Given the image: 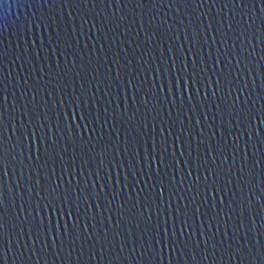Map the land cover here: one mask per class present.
I'll return each mask as SVG.
<instances>
[{
	"label": "snow or ice",
	"instance_id": "1",
	"mask_svg": "<svg viewBox=\"0 0 264 264\" xmlns=\"http://www.w3.org/2000/svg\"><path fill=\"white\" fill-rule=\"evenodd\" d=\"M215 2L212 0L213 4ZM220 2L223 8L231 5L233 16L238 14L246 19L243 22L236 19L234 27L233 16H230L225 28L223 17H212L205 26L204 21L209 18L202 14L204 18L199 24L193 20L190 25H184L183 40L179 30L173 35L171 23L162 20L159 25H145L141 15L140 31L147 35L151 30L153 36L159 31L161 37H168L171 46L167 55L161 53L163 68L160 64L155 68L140 66L145 76L144 84L139 86L136 81L140 78V71L133 67V61L129 59L122 66L118 55L113 57L105 51L103 41L109 39V31H114L108 25L127 29L128 26L123 24L127 15L125 12L120 15V12L128 9L130 4L134 5L130 13L134 24L136 9H142L146 3L153 6L159 3L161 7L167 5L169 9L180 6L177 8L179 12L181 7L187 9L193 4L203 9L209 0H15L16 5L26 4L29 8L35 5L40 10L38 15L33 12L26 18L27 29L30 30L34 23L44 28L40 36L42 44L44 36H47V44L43 46L48 61L47 71L41 68V75L33 76L35 83L31 84L28 79L31 73L24 77L22 83L19 73L16 75L18 78H13L10 71L5 75V61L12 64L20 62L23 70L25 64L32 65L33 50L39 59L40 49L36 48L34 39L32 47H29L26 39L22 51H10L3 38L4 16H0V264H8L10 250L19 264H32L34 255L37 256L35 264H39L41 257L45 260L49 254L59 259L60 253L67 250L65 264H69L77 243L80 251L75 264H92L97 258V245L100 246L99 259L107 260V264H130L137 248L140 249L138 264H164L166 253L169 264H173L174 259L176 264L181 260L188 264L189 256L191 264H208L209 260L216 264L217 251L221 259L227 255L230 262L236 259L241 264H253V258H258L260 264H264V241L257 239L255 244L252 241L257 216L260 228L264 229V167L260 168L259 180L256 178L257 165H264V103L256 108L258 100L264 101V64L260 61L253 64L256 52L253 41L264 44V0ZM113 6L117 11L109 15ZM69 8L73 10L68 11L65 18ZM257 19L260 21L258 33L254 31ZM214 23L219 27L214 29ZM205 29H213L218 34L220 45L215 46L217 35L212 36L213 44L209 46L207 60L204 59V44L211 33ZM20 30L25 31L24 23ZM202 36L204 43H201ZM229 39L239 41L242 47L229 46ZM90 41L91 51L86 52ZM97 41L101 42L99 51L105 54L97 56L93 63ZM185 41L188 43L186 50ZM85 54L88 55L87 62ZM261 60H264V55ZM54 68L59 71L54 72ZM153 71L162 73L160 83L153 80L146 89V74ZM257 78L260 80L259 91L256 90ZM13 79L21 84V98L32 92L31 101L25 100L22 108L13 103V111L20 112L18 125L8 107L9 83ZM41 79L50 87L47 95L59 97L58 102L53 100L51 106L48 99L38 96V92L44 91ZM25 85L28 91L24 90ZM101 85L107 90L105 96L110 95L108 90L115 86L116 99L123 93L125 104L130 93L131 114L127 107L120 112L119 105L110 111V101H103L102 107V99L96 95ZM70 86L71 92L68 91ZM165 89L167 93L161 97ZM201 96L203 99H198ZM210 97L215 99L210 102ZM164 102L168 104V119H157ZM209 103L215 108L211 124L207 123L211 110V107H206ZM153 111H156V116L152 115ZM173 112L176 113L175 119L172 118ZM185 115L189 124L193 115L198 117L196 125L200 127H185ZM149 117L153 133L151 143L145 131L149 127ZM256 120L260 121L259 125L255 124ZM205 123L212 129L207 136ZM117 125L125 129L123 145ZM10 127L12 134L8 135ZM41 130H44L43 135H39ZM233 134L235 138L230 144L229 137ZM157 136L161 141L159 152ZM173 136L175 139L169 145ZM254 136L261 138L254 143ZM69 143L72 145L71 157L68 156ZM194 144L195 158L192 156ZM181 147L180 156L187 153V158L178 161L176 151ZM229 152L232 154L231 163ZM256 153L260 154L259 159H252ZM237 159L239 167L233 172ZM57 163L61 165L59 176H56ZM177 163H183L184 167L177 170ZM17 167L18 175L15 172ZM10 168L16 177L15 186L6 184ZM181 173L185 174L178 181L177 176ZM190 177L195 178L189 181ZM141 184L144 187H139ZM106 188L111 190V198ZM129 188L131 192L127 191ZM92 201H95V210ZM165 203L167 207H164ZM81 205L85 206L83 210ZM257 207L260 211L253 213ZM201 208H204L203 212ZM113 214L118 217L115 224L112 223ZM198 215L205 218L199 228L195 226ZM73 218L75 223H70ZM222 220L224 233L218 240L219 228L212 231L211 226L213 223L221 225ZM230 221H235L230 225L233 236H229ZM100 224H105L102 234L98 228ZM241 231L244 233L243 243L238 238ZM13 237L17 241L26 237L18 254L11 247ZM49 241L52 253H49ZM117 241L119 249L113 254ZM129 242L133 247L125 255ZM37 244L42 245L39 251ZM85 247L89 251L87 260L84 259ZM25 250L28 251L27 257ZM177 252L178 256L175 255Z\"/></svg>",
	"mask_w": 264,
	"mask_h": 264
},
{
	"label": "water",
	"instance_id": "2",
	"mask_svg": "<svg viewBox=\"0 0 264 264\" xmlns=\"http://www.w3.org/2000/svg\"><path fill=\"white\" fill-rule=\"evenodd\" d=\"M91 7V6H89ZM100 7H103V5H101ZM121 9H123V5L120 6ZM134 5H128V9H124V11L120 12V15H127V19L123 22V24H126L128 27L127 29H115L114 25H108V27H112L114 29V31H109L108 32V40L103 41L104 44V49L106 52H108L109 55L115 57L118 55L119 60H120V64L123 66L126 64L127 60L131 59L133 61V67H136L137 71H140V78L136 81V83L139 85H143L144 84V79L143 77L145 76V73L140 70V66L141 65H151L152 68H155L157 65L160 64L161 68H163V56L161 55V53H163L164 55L168 54V49L171 46L169 43V39L168 37H161L160 32L157 31L156 35L153 36L152 31L149 30V32L147 33V35H145L144 32L140 31V24H141V15H143V23L145 25L151 23L153 25H159L161 23V21H165L166 23H171L173 26V35L176 34L177 30H179V36L180 39L183 40L184 38V25H190L192 23L193 20H195L197 22V24H199L200 20L204 18V16L202 14L207 15V17L209 18V20L204 21L205 26L207 25V23L211 20L212 17H223L224 22H225V28L227 27V22H228V17L233 16V11L230 10L231 9V5H229V8H223V4L220 2V0H216V2L213 4L212 0H209L208 4H205L203 9H198L197 6L195 4L189 6V8L184 9V8H180L179 12L177 11V8L180 6H176L173 7L172 9H169L167 5H165L164 7H161V5L159 3H157L155 6L146 3L142 9H136V13H135V23H132L133 20V15L130 14L131 10L133 9ZM72 8L66 9L65 12V18H67V12L68 11H72ZM194 10V12H193ZM39 9L33 5L32 8H29L26 4H17L15 3V0H3V3L0 4V16H4V21H3V25L5 28L4 31V41L5 44L9 47L10 51L15 50L16 52H20L23 50L24 46H25V40L27 39V44L29 47H32V42L33 39L35 40V45L36 48L40 49V57L37 60L36 56H35V50H33V63L32 65H28L25 64L23 66V70L21 68V63L17 62L16 64H12L10 62L5 61V75H7V73L10 71L12 73L13 78L16 77V75L19 73L20 74V78H21V83L24 79L25 76L28 75V73H31V76H28L29 79V83H35V81L32 79L33 76H40V69L44 68L45 71H47V63L48 61L45 59V53L43 52V46L47 44V36H44V41L42 44V41L40 39L41 33H43L45 30L42 27H37L35 25V23L33 24L32 28L29 30L27 29V24H26V18L27 17H31L33 12H36L37 15L39 14ZM117 11L116 7L113 6V8L111 10H109V15H111V12ZM57 12H59V10H57ZM129 12V13H128ZM185 12H188L189 14H185ZM5 13H7V15H5ZM257 16H259V12H257ZM73 19H78L76 17H73ZM236 19H241L242 22L246 19V18H242L239 17V15L237 14V16H233V26L235 27V22ZM24 23L25 24V31H21L20 30V25ZM250 23V21H249ZM203 27V26H202ZM219 24L214 23L213 24V28H218ZM77 28H79V23H77ZM206 31L210 32L211 34H209L208 36V40L207 42L204 44V59H208L207 56V52L209 50V46L213 44V40H212V36L217 35V44L215 45L216 47H219L220 45L218 44L219 41V36L218 34L215 33V31H213V29H205ZM260 30V21L259 19H257L256 25L254 26V31H256L257 33ZM85 31H87V27L85 28ZM25 32L27 33V35H25ZM139 32V35H137V33ZM189 35H191V33L189 32ZM148 41H151V43H148ZM94 43V42H93ZM100 41L96 42V55L93 56V63L96 62V57L97 56H103L105 53H101L99 51L100 48ZM201 43H204V39L203 36L201 37ZM254 44H256V52L254 53V57H253V64L256 63V61H260L262 64H264V60H261V56L264 55V52H262V49H264V44L259 43L258 40H254L253 41ZM17 45H19V48H17ZM228 45L232 46L235 45L237 49H239L240 47H242V45L240 44L239 41L236 40H228ZM81 46H83V41L81 43ZM89 50L87 51H91L92 48V42H89ZM188 47V43L185 41V50ZM110 49V51H109ZM250 47H249V51H250ZM50 48H49V52H50ZM187 54V53H185ZM213 55H215V48H213ZM61 59V65L63 66V57L60 58ZM85 62H87L88 60V55L85 54L84 57ZM170 62V59H169ZM191 61H189L190 63ZM53 65L55 64V60L52 61ZM209 63H211V60H209ZM233 63H235V61H233ZM33 69H35V71H33ZM122 71L124 70L123 67L121 69ZM53 71H59V69H53ZM75 71V70H74ZM135 74V73H134ZM147 79H148V84L145 85V88L147 89L148 87L151 86L152 81L156 80L157 83H160L159 80V76L162 75V73H157V72H148L147 74ZM113 76H115V69L113 70ZM18 78V77H16ZM126 78V77H125ZM102 79H103V73H102ZM15 84H16V88H15ZM259 84H260V80L257 78L256 81V90L259 91ZM41 86L44 87V91L43 92H38V96H44L46 99H48L49 101V106H51V103L53 102V100L57 101L59 100L58 96H53V97H49L47 95L48 91L50 90V87L47 85L43 84V79H41ZM21 84L20 83H16V80L13 79L12 81H10L9 83V101H8V107L9 110L12 112V115L15 117V122L18 125L20 122V112L19 111H13V103H15L17 108H22L23 107V102H25V100L27 101H31L32 98V92H28V95L25 96L24 98H21V91L23 90ZM93 87H95V82H93ZM15 88V97L12 96V92ZM77 88H79V84H77ZM21 90V91H20ZM24 90L28 91L27 85L24 86ZM69 92L72 91L71 86L68 89ZM107 91L106 89L103 88V86L101 85L100 91L96 93V95L98 97H100L102 99V107L104 106L103 101H110V106H109V110L111 111L112 109H116L117 105H119V111L123 112L124 109L127 107L128 108V113L131 114L132 112V108L129 106L131 104V94L129 93V100L128 103L125 104L124 103V97H123V93L120 94L119 99H116V88L115 86L112 89H109L108 91L110 92V95L105 96L104 92ZM203 91V89H202ZM167 93V89H165L164 93H161V97H163V95H165ZM198 99L202 100L203 96L199 97ZM215 98L210 97L209 100L210 102L212 100H214ZM219 102V101H216ZM193 103H195V101H193ZM264 103V101H257L256 104V108L259 109L260 105ZM139 107V105H137ZM149 107H151V105H149ZM163 110L161 111V115L159 117H157V119H161L163 118L164 120L168 119V104L167 102H164L161 106H160ZM206 107H211V110L209 111L208 115H209V121L207 122L208 124H211V116H212V112H215V108L211 106V103H209V105H207ZM143 106H141V111L143 112ZM153 116H156V111H153L152 113ZM188 115H190V113H188ZM176 117V113L173 112V116L172 118L175 119ZM198 117H195L194 115L192 116V120H191V124H189L188 121V116L185 115L184 116V124L185 127H192V126H196L197 128H199L200 126L196 125V119ZM202 124L203 122V114H201L200 117ZM25 123H27V120H25ZM151 117H149V127L147 129H145V131H147L148 133V137L147 139L149 140V143H151V137L153 135L152 131H151ZM256 125L260 124L259 120L255 121ZM118 127H120L119 125H117ZM177 128H179V126L177 125ZM204 129L206 132V136L210 135L212 129H209L207 127V124H204ZM83 131V130H81ZM253 131H256L255 128H253ZM262 131H264V129H262ZM44 130H41L39 135H43ZM157 132H159V128H157ZM8 135H11V127L7 133ZM177 134H179V132L177 131ZM125 135V129L123 127H120V137H121V145H123V137ZM164 135H167V133L165 132ZM217 135H219V133H217ZM219 138V137H217ZM235 138V134H233L231 137H229V143H232L231 139ZM261 137L259 136H254L253 137V142L255 143L258 139H260ZM15 139V137H13V140ZM57 139L59 140L60 137L59 135L57 136ZM175 139V136L171 137L169 140V145H171V141ZM186 139V138H185ZM244 139H247V136H244ZM93 143H95V141H93ZM179 143V142H178ZM207 143V141H206ZM241 143H243V141H241ZM160 138L159 136H157V152L160 151ZM259 146V145H258ZM61 147H63V142L61 141ZM71 143L68 144V148H69V153L68 156L71 157L72 152H71ZM203 147V146H202ZM183 150V148H178L176 151V157L178 161H183L187 158V153H185V156H180V151ZM140 151L143 153V147H141ZM172 149L171 147L169 148V152L171 153ZM251 155V153H250ZM259 153H256V155L254 157H252V159H259ZM192 156L193 158H195L196 156V151H195V144L193 145V151H192ZM228 157H229V163L232 162V154L231 152L228 153ZM137 159H139V157H137ZM125 162H127V159H125ZM217 163H219V161H217ZM249 163H251V160L249 161ZM51 165H50V169H51ZM56 167V176L60 175V170H61V165L59 163H57L55 165ZM184 165L183 163H177L176 164V169L179 170L181 168H183ZM239 167V159H237L235 166L233 168V172H235ZM264 167V165H257V180H259V171L260 168ZM49 169V170H50ZM77 171H79V169H77ZM87 171V170H86ZM93 171H95V167H93ZM10 175L8 177L5 178L6 180V184H11L13 183V185L15 186V182H16V177L14 175H12L13 170L10 168L9 169ZM16 174H19V167H17L15 169ZM25 172H27V169H25ZM171 174V171L170 173ZM185 173H181V175L177 176V180L179 181L182 177V175H184ZM56 177H53V179H55ZM79 178V177H77ZM195 177H190L189 181L193 180ZM67 179V177H66ZM121 179L123 180V176L121 177ZM59 182V181H57ZM129 183H131V180L128 181ZM235 176L233 177V183H235ZM221 183H223V181H221ZM122 186V185H121ZM139 187H144L143 184L139 185ZM184 187H187V184L184 185ZM99 188V185H98ZM231 188V186H230ZM105 191L108 192L109 198H111V190L106 188ZM128 192H131L132 189L129 188L127 190ZM151 191V189H149V192ZM257 194H259V190L257 189ZM237 196H239V193H237ZM103 197V194H102ZM165 199H167V195L165 197ZM228 197H225V200L227 201ZM17 203H19V201H17ZM93 203V210H95V201H92ZM101 203H103V199L101 200ZM219 203V201L217 200V204ZM197 204H199V200L197 201ZM85 206L81 205V210H83ZM164 207H167V204L165 203ZM204 211V208H201V212ZM260 209L254 208L252 210L253 213L259 212ZM65 219H68L67 217ZM97 219L99 220V213H97ZM118 219V217L113 214L112 215V223L115 224L116 220ZM205 218L203 216H199L198 215V219H196L195 221V226L197 228H199L200 226V222L201 220H204ZM224 219H227V217H224ZM235 221H230L229 222V236H233L232 230H231V224L234 223ZM70 223H75L74 218L72 220H70ZM81 223H83V220L81 221ZM93 223L95 224L96 221H93ZM107 223V213H105V224ZM260 219L259 216L256 217V231L253 234L252 237V241L253 244H255L257 239H260L262 241H264V229L260 228ZM105 224H100L98 225V228L101 231V234L103 233V228L105 227ZM205 227H207V224H205ZM212 231H216L217 228H219V232L217 233V239H221L223 238V233H224V227H223V220L221 221V225H217L215 223L212 224ZM125 230H126V225H125ZM109 232L111 233V228L109 229ZM261 233V235H260ZM138 235V233H137ZM244 233L243 231H241V233L239 234V242L243 243L244 240L242 239ZM93 236L95 237V233H93ZM26 239V237H20L19 241H17V239L15 237H13L12 239V245L11 247L16 249L17 254L20 250V246L24 243V240ZM89 243H92V241H89ZM49 253H52V249H51V241H49ZM251 246V245H250ZM42 247L41 244H37L36 245V249L37 251H39V249ZM133 247V245L131 244V242L128 243L127 245V249L125 250V255L130 253L131 248ZM29 248H31V242L29 241ZM100 246L97 245L96 248V255L97 258L92 262V264H107V260L101 261L99 259V254H100ZM119 249V241L116 242V248L113 250V254H115V251H117ZM80 251V244L77 243L75 246V249L72 252V261L69 262V264H75L76 262V257L78 256ZM139 251L140 249L137 248V251L134 255H132V260L130 261V264H138V260H139ZM25 254L26 257L28 255V251L25 250ZM89 254L88 248L85 247L84 248V259L87 260V256ZM175 255H179V252H177ZM220 252L217 251L216 253V264H241V262L239 260L233 259L231 262L229 261L227 255H225L223 257V259H221L220 257ZM67 257V250H65V252L60 253V258L57 259L55 257L54 254H49L48 256H46L45 260L41 257L39 260V264H53V261L56 260V264H65V259ZM37 260V256H33L32 257V264H35ZM8 264H19L18 261H16L14 259L13 256V252L10 250L9 251V257H8ZM140 264H142V262H140ZM164 264H169V259H168V253L165 254L164 257ZM173 264H176L175 259L173 260ZM180 264H185L184 260L180 261ZM188 264H191V258L190 256L188 257ZM208 264H212V261L209 260ZM253 264H260V261L258 258H253Z\"/></svg>",
	"mask_w": 264,
	"mask_h": 264
},
{
	"label": "clouds",
	"instance_id": "3",
	"mask_svg": "<svg viewBox=\"0 0 264 264\" xmlns=\"http://www.w3.org/2000/svg\"><path fill=\"white\" fill-rule=\"evenodd\" d=\"M5 15H7V13H5Z\"/></svg>",
	"mask_w": 264,
	"mask_h": 264
}]
</instances>
